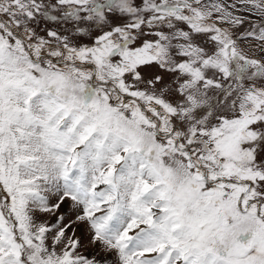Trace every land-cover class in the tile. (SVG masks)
Returning <instances> with one entry per match:
<instances>
[{
  "label": "snow or ice",
  "instance_id": "1",
  "mask_svg": "<svg viewBox=\"0 0 264 264\" xmlns=\"http://www.w3.org/2000/svg\"><path fill=\"white\" fill-rule=\"evenodd\" d=\"M0 264H264V0H0Z\"/></svg>",
  "mask_w": 264,
  "mask_h": 264
}]
</instances>
